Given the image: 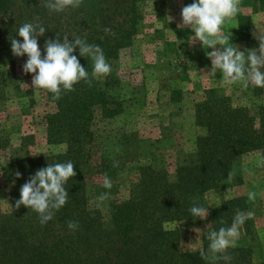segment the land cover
<instances>
[{"label": "trees", "instance_id": "16d2710c", "mask_svg": "<svg viewBox=\"0 0 264 264\" xmlns=\"http://www.w3.org/2000/svg\"><path fill=\"white\" fill-rule=\"evenodd\" d=\"M137 1L83 0L78 8L50 12L45 0H0V55L11 52L12 39L20 40V26L40 23L46 28L38 38L42 56L46 40L59 38L63 42L65 36L69 41L79 37L98 45L113 69L117 51L133 34L135 20L129 11ZM73 54L89 72L91 86L81 81L74 85V91L62 93L58 101L52 99L56 112L46 118L48 134L66 143L62 154L13 157L9 162L14 188L9 193L10 213H0V264H213L201 256V252L208 253V233L201 237V251L183 252L179 248L180 233L165 225L199 220L190 208L194 202L206 208L203 192L223 180L218 176V166H211L216 162L214 155L227 160L242 152L264 150V135L248 123H236V111L229 109L228 101L212 96V90L205 91L195 105L196 124L204 131L202 137H196L195 149L176 161L172 177L153 161L141 165L129 199L123 203L108 201L104 207L108 220L104 222L97 209V198L104 187L95 182L101 166L88 158L92 153L88 128L95 111L117 106L109 93L118 86V77L113 71L106 77H92L91 59L80 57L78 49ZM22 58L25 64L27 57ZM68 161L74 164L76 175L65 184L69 195L66 205L51 219L58 230H52V224L38 226L37 213L24 206L15 207L20 188L39 169ZM212 168L216 173L210 171ZM17 171L21 173L19 178L15 176ZM239 204L230 200L208 209L209 230L231 226L237 210H244ZM68 221L78 222V229L70 231ZM52 238L57 239L55 244ZM227 253L232 257L227 264H251L247 248L229 247Z\"/></svg>", "mask_w": 264, "mask_h": 264}, {"label": "rangeland", "instance_id": "374dc122", "mask_svg": "<svg viewBox=\"0 0 264 264\" xmlns=\"http://www.w3.org/2000/svg\"><path fill=\"white\" fill-rule=\"evenodd\" d=\"M192 2L138 0L130 6L129 15L135 20L133 34L117 51L111 68L118 86L109 96L117 106L95 111L88 128L92 152L88 158L101 166L95 182L102 184L105 174L111 180V188L103 189L108 193L107 200L97 207L104 222L108 220L104 208L108 201L123 203L129 199L141 165L153 161L172 177L179 159L195 149L196 137L204 135L196 124L195 105L205 91L212 90V96L228 101L229 109L236 111V123H248L264 135V88L250 85L244 90L239 84L224 83L219 71L210 75L207 52L212 49L192 42L190 28L178 27L181 9ZM223 32L231 33L229 42L238 51L258 49L254 34L264 33V0H240V11L224 25ZM23 65V58L12 52L0 55V213L5 215L11 211L9 193L14 188L11 159L56 156L66 149L64 141H55L48 134L46 118L56 112L51 93L33 88L34 74L24 73ZM262 155L264 150L242 152L227 160L214 155L216 162L211 166H218V176L223 180L202 194L207 209L234 200L244 207L239 211L255 212L254 218L240 228L234 245L249 249L251 264H264ZM114 162L118 166L114 167ZM210 171L216 173L214 168ZM229 172L234 173L230 183ZM249 191L257 193L254 202L248 200ZM206 218L174 221L165 228L180 233V251L199 252L201 237L210 231ZM35 220L41 225L39 219ZM47 224L58 230L54 220ZM56 240L52 238L54 244Z\"/></svg>", "mask_w": 264, "mask_h": 264}, {"label": "clouds", "instance_id": "9594fccd", "mask_svg": "<svg viewBox=\"0 0 264 264\" xmlns=\"http://www.w3.org/2000/svg\"><path fill=\"white\" fill-rule=\"evenodd\" d=\"M83 0H45V7L50 12H61L66 8H78ZM240 11V0H193V2L181 9L180 28H190L194 33L192 42L199 41L202 47L212 49L207 52L211 61L210 75H216L217 71L226 84H239L247 90L249 86L264 88V33L254 34L258 40V49H252L247 53L238 51L229 41L231 33H224L223 27L233 20ZM172 18L169 17L170 21ZM46 28L40 23L26 22L17 30L20 40H11V52L15 57L26 56L23 72L34 74L32 87L42 89L52 94L53 101H58L62 93L74 91V85L84 81L91 86L89 72L81 65L78 57L74 55L79 50L80 57H88L93 63L91 76L94 78L106 77L111 72V66L106 61L103 50L98 45L87 43L79 37L69 41L67 36L63 42L57 39H49L44 44L42 56L38 45V38L43 36ZM107 32L108 29H105ZM219 46V47H217ZM27 86V85H26ZM118 150V149H117ZM260 165H264V155L260 158ZM258 165V166H260ZM114 167L118 166L115 162ZM75 166L71 161L55 163L39 169L25 182L19 193V199L15 207L21 206L32 209L38 215L39 223L43 226L50 221L55 212L59 211L68 201V192L65 184L76 175ZM251 175V173H249ZM21 173H15L19 178ZM234 173L229 172L227 180L230 183ZM103 187L111 188V180L104 175ZM257 193L248 192V200L254 202ZM108 198V193L101 194L98 206ZM190 212L195 217L205 218L208 209L193 204ZM255 216L254 211L241 212L237 210L233 222L229 227H220L219 230L209 231L208 253L201 252V256L215 264L217 261L230 262L232 257L227 253L229 247H234L236 239L240 235V228L246 220ZM70 231L78 229V222L68 221Z\"/></svg>", "mask_w": 264, "mask_h": 264}]
</instances>
